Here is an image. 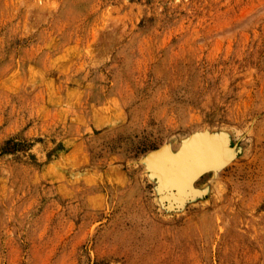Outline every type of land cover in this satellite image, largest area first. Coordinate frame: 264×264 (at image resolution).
<instances>
[{
    "label": "rangeland",
    "instance_id": "rangeland-1",
    "mask_svg": "<svg viewBox=\"0 0 264 264\" xmlns=\"http://www.w3.org/2000/svg\"><path fill=\"white\" fill-rule=\"evenodd\" d=\"M0 264H264V0H0Z\"/></svg>",
    "mask_w": 264,
    "mask_h": 264
},
{
    "label": "bare ground",
    "instance_id": "bare-ground-1",
    "mask_svg": "<svg viewBox=\"0 0 264 264\" xmlns=\"http://www.w3.org/2000/svg\"><path fill=\"white\" fill-rule=\"evenodd\" d=\"M218 146H220V142L215 138L207 141L193 139L187 142L184 148L174 156L166 151L157 153L152 157L150 156V169L159 176L160 190L171 188L176 191L175 195H173L174 200L182 199L186 188L197 177L217 170L221 156ZM201 163L203 165L197 175L193 178L185 179L186 177H191V172Z\"/></svg>",
    "mask_w": 264,
    "mask_h": 264
},
{
    "label": "water",
    "instance_id": "water-1",
    "mask_svg": "<svg viewBox=\"0 0 264 264\" xmlns=\"http://www.w3.org/2000/svg\"><path fill=\"white\" fill-rule=\"evenodd\" d=\"M202 163L200 164V165H198L197 167H196V169H194L192 172H191V177H186L185 179H190V178H193L194 176H196L197 175V173L201 170V168H202ZM205 167V166H204Z\"/></svg>",
    "mask_w": 264,
    "mask_h": 264
}]
</instances>
